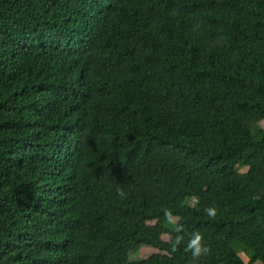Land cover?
I'll return each instance as SVG.
<instances>
[{
    "label": "trees",
    "instance_id": "trees-1",
    "mask_svg": "<svg viewBox=\"0 0 264 264\" xmlns=\"http://www.w3.org/2000/svg\"><path fill=\"white\" fill-rule=\"evenodd\" d=\"M163 209L264 264V0H0V264H193Z\"/></svg>",
    "mask_w": 264,
    "mask_h": 264
},
{
    "label": "clouds",
    "instance_id": "clouds-1",
    "mask_svg": "<svg viewBox=\"0 0 264 264\" xmlns=\"http://www.w3.org/2000/svg\"><path fill=\"white\" fill-rule=\"evenodd\" d=\"M117 195L122 199L126 198V193L121 188H117ZM162 211L165 222L172 225L171 230L165 233L169 238L172 252L178 251L181 245H183V251L190 254L193 264H197L201 258L211 253V247L205 242V237L199 229L189 233L186 231L185 225L181 222L180 218L171 209H163ZM204 211L210 218H215L218 212L214 206L206 208ZM186 236L187 241L185 243Z\"/></svg>",
    "mask_w": 264,
    "mask_h": 264
},
{
    "label": "rangeland",
    "instance_id": "rangeland-1",
    "mask_svg": "<svg viewBox=\"0 0 264 264\" xmlns=\"http://www.w3.org/2000/svg\"><path fill=\"white\" fill-rule=\"evenodd\" d=\"M246 171V170H243ZM194 204L197 206H201L202 202L198 199H194L193 200ZM151 225L155 224V222L150 223ZM164 241H169V238L167 235H165L163 237ZM159 251L151 246H141L139 248H137L136 250H134L131 254H132V259L133 260H141V259H146L156 253H158ZM242 258L248 262V257L246 254H241ZM256 264H263L262 262H257Z\"/></svg>",
    "mask_w": 264,
    "mask_h": 264
}]
</instances>
